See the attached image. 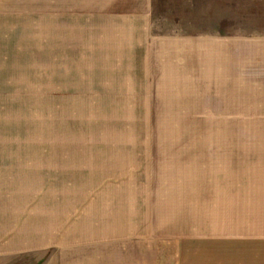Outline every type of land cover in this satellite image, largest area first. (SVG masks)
Segmentation results:
<instances>
[{"label":"rangeland","instance_id":"1","mask_svg":"<svg viewBox=\"0 0 264 264\" xmlns=\"http://www.w3.org/2000/svg\"><path fill=\"white\" fill-rule=\"evenodd\" d=\"M108 1L0 0V264H264V0Z\"/></svg>","mask_w":264,"mask_h":264},{"label":"crops","instance_id":"2","mask_svg":"<svg viewBox=\"0 0 264 264\" xmlns=\"http://www.w3.org/2000/svg\"><path fill=\"white\" fill-rule=\"evenodd\" d=\"M110 1V7L112 8V10H116L118 8V4L121 5L122 3L124 2H127L128 3V7L123 9L125 10L126 12L124 13L125 16H131V14H129L128 12H131V9L133 8V6L137 7V5L141 6V9L142 11H144V14L145 15H151L154 11V7H155V3H156V0H109ZM108 1V2H109ZM223 6L225 7L224 8V12L225 13H221L222 9H220V11L216 12L215 9H214V12H212L213 14H210L209 15V19L214 22L213 24L211 25H214V26H222L223 23L219 22H215V21H220L221 19H228V18H231L232 19V14L230 13L227 14L226 12L228 11L227 10V3H224ZM210 9V8H209ZM219 34L215 35V36H210L209 37V41L211 39V43H210V48H211V51L209 50V60H210V67L213 68V65L216 69H214V72H215V78H214V82L215 84H219V85H222V87H219L217 88L219 91H222V90H227L228 89V85H232V78L230 77V73L228 72V68H227V57H226V54H227V48L228 47H225L224 48V44L226 43H222V40L220 39H224L220 36H218ZM213 45H214V48H213ZM222 65H224V69H221L219 67H221ZM213 71V70H212ZM224 72V73H223ZM213 79V78H212ZM231 88V87H230Z\"/></svg>","mask_w":264,"mask_h":264}]
</instances>
